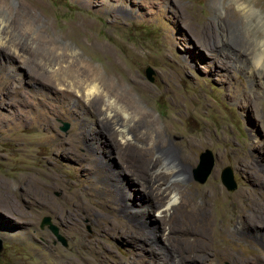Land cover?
I'll return each mask as SVG.
<instances>
[{"label":"rangeland","instance_id":"1","mask_svg":"<svg viewBox=\"0 0 264 264\" xmlns=\"http://www.w3.org/2000/svg\"><path fill=\"white\" fill-rule=\"evenodd\" d=\"M249 1L264 20V0ZM210 23L215 39H224L222 45L215 42L219 46L213 51L202 44ZM0 33L9 43L3 46L6 52L0 50V264H141L150 253L132 245L135 239L144 243L136 227L140 221L132 216L138 204L124 212L114 194L104 191L108 178L85 155L90 146L80 127L94 123L98 133L93 137L102 138L103 110H94L99 105L89 104L80 93L63 96L26 71L32 66L36 74L42 73L36 62L58 53L51 44L68 46L70 57L89 61L157 120L151 130L138 122L140 116L126 119L128 129L133 127L127 164L146 188L139 191L141 196L159 186L166 199L173 193L178 198L163 218L164 235L146 247H165L173 264H231L217 256L218 247L230 251L237 264H264V183L253 169L255 162L264 167V88L256 92V83L243 69L248 61L262 62L257 49L262 31L247 13L232 0H0ZM42 33L49 45L39 38ZM14 51L18 58H9ZM115 61L117 76L106 70ZM146 66L153 70L151 82L144 76ZM129 76L140 85L137 90L126 82ZM166 120L171 121L169 129ZM63 122L68 123L65 131L60 129ZM190 136L208 141L195 150L192 168L186 167L184 152ZM254 139L258 145L252 144ZM101 147L106 153L101 158L112 166L111 148ZM204 150L211 154L212 167L198 182L193 169ZM169 162L179 174L166 171ZM152 163L158 166L151 168ZM225 166L235 182L232 190L220 181ZM50 175L62 181L55 183ZM92 186L94 194L109 202L89 197L80 211L79 228H73L60 206ZM187 186L200 204L208 192L219 189L204 205L203 235L190 233L185 224ZM149 200L153 205L161 201L155 196ZM43 216L65 244L46 226L39 227ZM110 223L130 235L132 246L120 232H99L100 225ZM168 234L169 240L164 237ZM153 264L163 263L155 258Z\"/></svg>","mask_w":264,"mask_h":264},{"label":"bare ground","instance_id":"2","mask_svg":"<svg viewBox=\"0 0 264 264\" xmlns=\"http://www.w3.org/2000/svg\"><path fill=\"white\" fill-rule=\"evenodd\" d=\"M232 1L238 9H242V11L247 13L250 16L251 21L254 24H256L262 31V35L258 37L257 39V42H258L257 49L261 55L260 59H262L261 60L262 62L259 63L258 60H256L255 62L248 61L246 65H243V69L247 77L250 78L251 81H254L256 83V85L254 84L255 91L256 92L262 91V88H264V69H263L264 68V20L261 18L260 9L256 7L255 3H252L249 0H232ZM26 21L28 22L27 19ZM210 30L213 31V25L211 23L208 25H205L204 27L202 44H204V47L207 48L208 50L213 51L214 49H216V47L219 46V43L216 45L215 42H220V45H222L224 44V39L222 36L220 37L219 40H216L217 38L215 39L214 35L210 32ZM39 38L41 39L43 44L49 45V40L44 35V33H42L39 36ZM7 40H8L7 36L0 33V50L4 52H6V50L4 49L3 46L9 45ZM211 41L214 42L213 47L211 45ZM51 45L52 47L50 49L52 51L53 50L56 51L58 49V53L53 58H48V59L46 58V59H43V61L38 60L39 63H37L38 61L36 60L37 61L36 65L38 66L36 67L38 69L41 68L42 73L41 74L38 73L39 75L36 74L32 66H29V65H28L29 68H27L26 71H28L30 75L38 76L39 78L38 77L37 78L42 84H44V86H47L49 88L54 87L56 91L61 93L63 96L70 97V96L78 95L80 93L81 96H83L89 104L94 103L96 104V106L99 105V107L97 106V109L93 105L94 110H99V109L103 110L105 114V121H103V119L100 120L99 125L101 126L100 130L103 133L104 139L103 137L102 138H98L96 136L93 137V135L98 133L97 132L98 130L97 131L95 130L96 127H94V123H92L91 127L90 125H85V124H82L80 127V130L82 129L81 130L82 136L84 137V139L86 138L90 146V148L88 147V149L85 150V152H87L85 153V155L86 157H89V156L92 157L91 158L92 162L90 163L91 164L90 166L95 168L99 173H103L105 178H108L110 183L103 185L104 191H106V194L107 193L114 194L112 196L116 197L118 204L121 203V209L124 212H126L127 208H129V205H130L129 210H131V208L132 209L134 208V206L131 207L132 204H138V206H135L137 208L136 209L134 208L135 211L132 212L133 213L132 216L133 217L137 216L138 220L140 221L136 225V227L142 231L141 233L143 234V238H144L142 240L144 241V243L135 242L136 239L134 240V242L132 240L130 241V237H129L130 235L127 236L128 234H126L123 229L121 230V228H119L117 224L115 225V223H110L108 225H105V224L100 225L99 232L106 236L110 231L120 232L122 235L123 234L126 235L125 243L127 245L129 244L128 246L134 245L144 252H147V250H149L150 253L148 252L146 253V254H149V257H145V259H143L141 264H153L155 258L161 260L163 264H173L171 259H167L168 250H166L165 247L155 246V248L154 247L148 248L146 247V245L151 243L152 240L158 238L159 236H162L160 234L161 232H163L162 228H163V225L165 224L164 221H166L163 218H165V214L168 212V210L173 208L174 203L178 199L177 194L173 193L169 198L166 199L165 197L162 196L163 192L159 191L160 187L156 186L155 189L154 187H151L152 190H150L151 193H149V195H147L148 193L147 194L144 193L146 194V196L145 195L144 196L148 198V200H143L144 198L142 199V197L144 196L143 195L141 196V192L139 191H144L146 190V188L142 185L140 181L141 179L140 180L138 179L137 175L135 174V171L133 172V170L130 169L129 167L130 165L128 166L127 164L128 163L127 156L129 155L128 150H129V145H130L129 139H130V133L133 130V127L130 130L128 129L129 127L127 126L128 124L126 122V119L129 116L130 117L140 116L141 119L138 122L147 124L151 130H155L157 128V120L150 114L149 111L144 109L134 99V97L131 95V92L128 91L124 94L119 92L120 88L118 86L113 85L112 81H109L108 78L103 76V74H101L99 70L93 68L92 67L93 65L89 63V61L86 62V61L80 60L79 59L80 57L79 58L70 57L69 54L72 53V50L68 51L69 50L67 48L68 46L61 48L60 45H57V46H54V44H51ZM17 56H16L15 51H14V54L8 55V57L12 59H15ZM233 57H235V55ZM216 59L218 62L224 63V61H222L223 59H218V58ZM253 59L255 60V57ZM112 60H115V57H112ZM241 60L242 61L246 60V58L243 57ZM107 64H106L107 65L106 70H109L110 74L117 76L116 66H118L119 63L115 61L111 63L109 62ZM126 82L129 84L130 88L134 90H137L138 89L137 87L140 86L135 81L133 76L127 77ZM121 99L126 100L128 104L125 102H121ZM118 115H121V118ZM117 116L119 117V119L116 118ZM254 116L257 117V114L255 112H253V117ZM170 122L171 121L166 120L165 122L166 129L170 128ZM97 124L98 123L95 120V125ZM138 127H139V124L134 123V130H138L139 129ZM254 136L255 135H253V137ZM118 138L121 141L120 143L117 141ZM149 138H151V135H149ZM160 140L163 141L164 139L161 138ZM185 141H186V146L184 147L185 148L184 152H185V161L187 164L186 167L192 168L197 161L196 156H195L196 155L195 150H197L202 145L207 144L208 141L205 138L201 137V139H199L194 136L185 138ZM102 144H105L106 146L111 148L109 158L114 161L112 165L113 167L110 165L109 161L105 163L103 159L101 158V154H106L105 151L101 147ZM252 144L258 145L259 141L257 139H254L252 140ZM118 156H120V158H118ZM170 162H169V165L165 163L166 171L171 172L172 176L179 174V172L175 170V165ZM157 166L158 165L156 163H152L151 168H155ZM253 169L254 171L256 170L255 175L258 174L257 177H259L261 179V182L264 183V167H261L258 163L255 162L253 165ZM141 173H145L144 169H141ZM50 178H52L55 183L62 181L59 176L50 175ZM135 189L138 192L134 191ZM94 190H95V186H92V188H90L88 191L77 193L74 196L75 200H72V198L69 197L71 198V200H67L66 205L60 206L62 214L66 213L67 217L69 216L68 221H70L73 228H79V221L82 220L80 213L82 212L81 210L83 209L85 200H89V197L97 198L99 196L100 199L99 198L98 199L100 201L102 200L101 201L102 203L104 204L106 203L105 202V200H107L106 197H101L102 195H99V193L94 194L93 193ZM97 190L99 191V188H97ZM135 192L137 193V195L135 194ZM218 192H219L218 188L211 190L210 192L207 193L206 195L207 200H205L204 204H200L194 200V198L196 197V194L191 193L190 187L187 186L185 188V209L187 213V215L185 216V224H188L187 227L189 228L188 231L190 233L203 235L204 232L202 231L203 229L202 219L206 217V216H203L205 212L204 205H207V201H211L210 199L217 196ZM151 194L152 196H155V199H158L161 201L158 204L155 203V205H153L151 200H149L152 197ZM160 195L162 197H160ZM140 198L141 200H139ZM164 200L166 201L164 202ZM107 201L109 202V200ZM84 210H86V208ZM211 211L213 212V210ZM170 214L172 216V213ZM83 216L85 217V219L87 218V215L84 212H83ZM171 216L169 218L171 219L175 218ZM162 222L164 223L162 224ZM209 225L211 224L209 223ZM163 235H164V232H163ZM261 236L262 235H260V238ZM164 237L167 240H169L170 235L168 234ZM122 240H124V238ZM131 243L132 245H130ZM217 250L218 251H216V253L218 257H221L223 259L224 258L230 259L231 264H237L233 260V256L230 251H228L227 249L223 247H220V248L218 247ZM74 263L77 264L76 262Z\"/></svg>","mask_w":264,"mask_h":264},{"label":"water","instance_id":"3","mask_svg":"<svg viewBox=\"0 0 264 264\" xmlns=\"http://www.w3.org/2000/svg\"><path fill=\"white\" fill-rule=\"evenodd\" d=\"M144 76L150 82L153 80V70L151 67L146 66L144 68ZM67 128H68V123L63 122L60 129L62 131H65ZM211 167H212L211 154L209 150H204L203 152L199 154L198 163L196 167L193 169L194 178L198 182H203L206 176L208 175ZM220 181L228 190H232L235 188V182L232 177V172L228 166H225L221 169ZM43 226H46L53 234H55L58 240L62 242V244H65L64 239L56 233V228L54 225L50 223L48 216H43L41 218L39 222V227L41 228ZM0 249H1V242H0Z\"/></svg>","mask_w":264,"mask_h":264}]
</instances>
